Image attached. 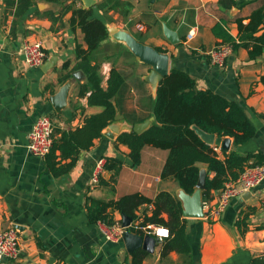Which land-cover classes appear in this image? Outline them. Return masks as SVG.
I'll list each match as a JSON object with an SVG mask.
<instances>
[{
    "label": "crops",
    "instance_id": "obj_1",
    "mask_svg": "<svg viewBox=\"0 0 264 264\" xmlns=\"http://www.w3.org/2000/svg\"><path fill=\"white\" fill-rule=\"evenodd\" d=\"M19 1L0 0V231L19 226L20 253L16 259L0 264H131V254L124 244L105 241L99 229L102 224L122 225V216L115 211L109 214V222H91L87 199L107 202L133 193L154 199L159 192H168L182 206L178 185L160 178L167 151L146 146L139 164L133 166L127 147L115 144L116 136L130 131L132 125L154 122L155 100L145 80L151 68L117 40L119 33L166 54L168 73L172 68L185 72L195 81L197 90H209L238 102L255 135L239 147H234L230 138H221L229 141L226 153L233 150L240 156H264V53L250 60L247 50L238 48L221 68L212 66L206 55L225 44L213 34L216 25L236 38V20L247 24L254 11L262 9L264 13V0H235L230 9H223L218 0H119L129 8L116 9L103 4L105 0H94L93 15L106 24L108 37L91 56V64L99 65L103 89L112 68L124 77L126 90L117 109L121 119L112 122L120 130L110 138L107 126L89 150L80 152L74 167L59 177L47 170L43 159L27 152L32 124L39 116H47L53 133L74 130L82 126L85 117L102 109L89 107L87 97L78 95L85 76L74 69L78 62L74 50L77 46L85 50L86 45L81 31L69 27L71 12L59 16L71 1L30 0L32 5L17 14ZM73 7L84 8L80 0H75ZM51 17L57 21L53 23ZM189 32L191 38L187 39ZM25 41L42 43L46 59L40 68L24 65L20 47ZM67 82L65 105L56 112L50 100ZM217 154L223 158L224 152L219 150ZM105 157L123 162L114 183L111 171L103 170L93 178L96 162ZM198 167L206 171L204 164ZM248 209L254 212L241 235L235 222ZM151 210L143 206L136 215H150ZM184 219L191 264H251L252 259L264 256V180L250 193L233 198L218 220ZM161 247V241H157L142 264H186V258L175 252L161 257Z\"/></svg>",
    "mask_w": 264,
    "mask_h": 264
},
{
    "label": "trees",
    "instance_id": "obj_2",
    "mask_svg": "<svg viewBox=\"0 0 264 264\" xmlns=\"http://www.w3.org/2000/svg\"><path fill=\"white\" fill-rule=\"evenodd\" d=\"M52 3L70 4L64 6L59 16L71 12L68 24L71 30L79 29L83 35L86 49L77 46L74 50L78 61L75 70H81L85 82L79 86V97H87L89 107H100V113L85 117L80 128L69 131H55L52 135V145L45 156L44 164L54 177L67 174L75 165L81 151L89 150L93 141L101 137L102 131L114 121L119 110L120 98L123 97L126 84L122 74L115 68L109 72L107 87H101L99 65L91 64L101 43L107 39L106 24L94 17L93 8H74L75 0H44ZM33 2L20 0L17 14H22ZM111 8H129V5L119 0H105ZM223 9L235 6V0H218ZM102 6V3L101 5ZM52 22L57 19L51 17ZM237 37H231L219 25L213 28V34L222 39L225 44L232 45L233 51L238 48L247 50L248 58L254 60L264 53V13L262 9L254 11L247 24L236 20ZM222 31V32H221ZM262 31V32H261ZM259 32H261L259 34ZM63 67H66L63 66ZM88 94V95H87ZM118 109V110H117ZM154 122L143 132H121L115 141L116 145L127 147V155L133 166L140 162L141 151L150 146L167 151V157L160 173L161 180H171L187 195L196 190L200 168L206 166L204 188L201 191L202 200H209L213 193L222 188L228 180L236 179L249 165L264 164L261 154L240 156L235 151L224 153L220 158L214 148L202 140L198 131L214 135L216 138H230L234 147L243 146L253 139L255 129L246 116L244 108L234 100L217 95L209 90L201 91L195 87V81L185 72L172 68L168 75L159 82L153 104ZM59 134L58 137L55 135ZM69 160L62 164V161ZM104 170L111 171L114 183L123 162L116 158L105 157ZM210 174H213L210 177ZM88 217L91 222H109V214L118 212L121 216L140 220L141 226L147 224L166 228L169 236L161 241V257L175 252L186 258V264H191V247L186 238L187 221L182 217L180 201L168 192H159L154 199L146 198L140 193L128 194L117 200L107 202L87 199ZM150 206L151 214L137 216L140 207ZM253 209L242 212L235 222L241 235L247 229L246 220ZM166 215V219L163 218ZM141 235V232H139ZM147 256L140 249L131 254V264H142ZM264 256L254 258L251 264H263Z\"/></svg>",
    "mask_w": 264,
    "mask_h": 264
},
{
    "label": "built area",
    "instance_id": "obj_3",
    "mask_svg": "<svg viewBox=\"0 0 264 264\" xmlns=\"http://www.w3.org/2000/svg\"><path fill=\"white\" fill-rule=\"evenodd\" d=\"M137 28L138 30H143L141 26ZM190 38L191 33L189 32L187 39ZM20 52L23 63L27 68H40L46 59L42 43L37 41L23 42L20 47ZM232 53V45L223 44L216 49L208 51L206 55L212 66L221 68ZM52 135L53 126L50 119L47 116H39L34 121L27 134V152L34 157L44 159L51 149ZM213 148L216 153L220 150L216 146ZM104 164L105 161L103 159L96 162L93 174L94 179H97L104 170ZM263 180L264 164H249L245 166L236 179L226 181L222 188L214 193L211 199L201 201L203 218L208 221L218 220L233 198L250 193L257 188ZM140 223V220L131 222L128 230L134 234H139V232H141V236H151L157 241H162L169 236L166 228L151 224L141 226ZM99 229L105 241L112 243L120 241L126 231V228L122 227L120 223L112 225L102 224L99 226ZM164 231H166V235L161 234ZM19 253L20 248L17 230L13 227H8L0 231V261L14 260L19 256Z\"/></svg>",
    "mask_w": 264,
    "mask_h": 264
},
{
    "label": "water",
    "instance_id": "obj_4",
    "mask_svg": "<svg viewBox=\"0 0 264 264\" xmlns=\"http://www.w3.org/2000/svg\"><path fill=\"white\" fill-rule=\"evenodd\" d=\"M84 9L91 8L95 5L94 0H80ZM153 2V0H151ZM108 31V29H107ZM170 35H167L168 40L172 43L175 41L169 39ZM117 40L123 42L129 51L134 55V57L143 64L148 65L151 68L149 72V76L145 78L146 82L150 84L154 93L156 94L157 86L159 82L162 80L163 77L168 75V56L166 54H162L157 50L145 46L131 37L129 34L126 33H119L117 34ZM77 75H74V78H77ZM69 83L67 82L61 90L51 98L50 102L56 110V112H60V110L64 107L67 93H68ZM121 119L117 113L114 117V121ZM150 126L148 120H145L142 123L134 124L131 126V131L139 134L146 130ZM109 130L111 133L107 134L110 138H113V134H118L120 128L117 125L110 124L108 125ZM200 137L204 142L208 145L212 146L215 145L216 147H220V150L224 153L227 152L229 141L228 139L220 140L221 138H215L214 135L204 134L198 131ZM106 135V136H107ZM119 135V134H118ZM117 135V136H118ZM116 136V138H117ZM206 178V171L200 169L199 173V180L196 185V190L192 195L185 194L182 190V193L179 199L182 202V217L184 218H203V213L201 210V191L204 188ZM132 219L126 216H122V227L126 228L120 242H122L125 246V249L128 254H132L134 251L141 249L145 252H152L153 248L157 242V240L151 236H141L139 234L131 233L128 230V227ZM17 231L19 230V226L13 225L12 226Z\"/></svg>",
    "mask_w": 264,
    "mask_h": 264
},
{
    "label": "clouds",
    "instance_id": "obj_5",
    "mask_svg": "<svg viewBox=\"0 0 264 264\" xmlns=\"http://www.w3.org/2000/svg\"><path fill=\"white\" fill-rule=\"evenodd\" d=\"M161 234H162V235H166V231L162 232Z\"/></svg>",
    "mask_w": 264,
    "mask_h": 264
}]
</instances>
